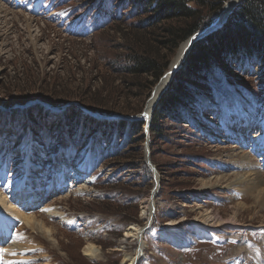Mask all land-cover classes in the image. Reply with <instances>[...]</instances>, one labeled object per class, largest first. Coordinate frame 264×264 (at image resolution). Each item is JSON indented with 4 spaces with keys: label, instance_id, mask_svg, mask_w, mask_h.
<instances>
[{
    "label": "rangeland",
    "instance_id": "374dc122",
    "mask_svg": "<svg viewBox=\"0 0 264 264\" xmlns=\"http://www.w3.org/2000/svg\"><path fill=\"white\" fill-rule=\"evenodd\" d=\"M140 9L135 0H0V191L26 180L39 202L26 213L52 231L16 220L0 238V264H131L140 243L128 231L149 222L157 183L137 264H264V207L236 182L248 175L245 158L264 174V66L217 58L144 138L104 125L132 121L118 116L139 115L163 78L147 95L124 72L133 27L153 17ZM28 137L29 156L20 149ZM88 243L97 257L85 254Z\"/></svg>",
    "mask_w": 264,
    "mask_h": 264
},
{
    "label": "trees",
    "instance_id": "16d2710c",
    "mask_svg": "<svg viewBox=\"0 0 264 264\" xmlns=\"http://www.w3.org/2000/svg\"><path fill=\"white\" fill-rule=\"evenodd\" d=\"M141 7L139 14L151 16L144 26L133 27V40L127 44L129 64L124 72L135 78L140 86L146 83V94L150 95L154 84L163 76L169 65V52L176 49L200 28L209 24L215 12L224 4V0H135ZM150 9V10H149ZM162 22L169 24L157 26ZM207 23V24H206ZM159 34L152 35L154 28ZM181 43V44H182ZM235 53L240 61L255 60L264 66V0H244L230 16L228 22L219 31L197 41L183 65L177 72L168 92L161 98L150 124L151 132L157 133L158 120L165 113H173L186 101L191 90L186 81L198 75L208 74L216 67L217 58L224 59ZM237 57V56H236ZM92 109L93 107H88ZM102 114H113L101 107ZM170 112V113H169ZM88 117V116H87ZM90 117V116H89ZM90 119L96 120L93 117ZM110 127H131L144 138L145 121H115L104 123Z\"/></svg>",
    "mask_w": 264,
    "mask_h": 264
},
{
    "label": "bare ground",
    "instance_id": "6f19581e",
    "mask_svg": "<svg viewBox=\"0 0 264 264\" xmlns=\"http://www.w3.org/2000/svg\"><path fill=\"white\" fill-rule=\"evenodd\" d=\"M238 1L239 0L229 1L230 6L226 9V11H220L216 15V18H214L213 20L218 21L219 19H221V20L225 19V17H227V15H229L230 10L235 6V4ZM190 45L191 44H190L189 39H187L186 41L183 42V44L181 45V47L178 51L177 57L173 61L171 68L169 70H171L175 66H178V65L180 66L181 65L180 63L183 64V60L185 59L187 53H189V50L191 49ZM172 74L174 77L175 74H174L173 70L168 72V74H165L164 76H162L163 78H161V80H160L161 82L157 85L158 86L157 89L155 90V92L152 95V97L150 98L146 108L144 109L145 115H146V117H148V118H146V123H148L149 117H150L151 113H153L154 107L156 106V103L159 99V96L161 95L163 90L166 89L169 82H171L170 80H171ZM262 144H264V142ZM30 147H31V140L28 137L27 140L23 143V145L20 146V149L22 150L23 154L26 153V151H27L28 153L26 155L29 156L30 151L28 149ZM242 161H243V165L246 167V168L245 167L244 168L247 170V172H248L247 174L249 175V177H248V175L239 176L236 179V182H238V184L241 185L242 187L246 188V190H247L246 193H248V195L256 198V202H257L256 207L263 209V207H264V187H263L264 186V174L261 172V170L257 169V167L252 163L251 159L249 160V159L245 158V160L243 159ZM157 184L155 185L153 192H154V190L156 191V188H158ZM4 185H5V189H6L5 192L7 194L0 191V238H3L5 235H7L8 229H10L12 231L14 229V227H16V226H14V222L16 220H22L24 223H26V225L28 227H31L32 229H38L40 231H43V232L47 233L48 236H50L52 234V231L50 228H47L42 221L37 219L35 214L29 215L28 213H26V212L30 211V209H31V206L28 205L29 200H32V199L34 200L32 202V206L39 204V202H35V200L37 199V198H35V195H33L32 197L27 195L26 190H27L28 186H27L26 180L25 181L22 180L21 182L17 181L16 183H9V182L7 183V181H6V183ZM153 192H152V200H153ZM16 194H18V195H16ZM35 194H36V192H35ZM248 195H246V196H248ZM16 200L20 201V203L22 201L25 203L24 204L21 203L19 205L20 207L14 206L11 201H16ZM152 200L149 199L148 204H147V209H148V211H150V213L147 215V219L149 222L152 221V215H153V211H154L153 210L154 208L152 207L153 206ZM50 213L53 216H58V217H59V214H61L58 211H55V209L54 210L51 209ZM212 217L217 218V216H212ZM60 218H62V217H60ZM128 234H130L131 236H134L140 243L139 250H137L133 256H131V257L129 256L130 259H128L132 262L131 264H135L136 261L138 260V258L141 259L143 257V255H145L144 254L145 248H146V242L144 240L145 239V233L143 231V227L132 226L131 228H129ZM84 251H85L86 255H88L92 258L97 257L100 254L99 248L92 243H88V245L85 247ZM5 263H7V260H5Z\"/></svg>",
    "mask_w": 264,
    "mask_h": 264
},
{
    "label": "water",
    "instance_id": "95a60500",
    "mask_svg": "<svg viewBox=\"0 0 264 264\" xmlns=\"http://www.w3.org/2000/svg\"><path fill=\"white\" fill-rule=\"evenodd\" d=\"M230 1H232V0H230ZM240 2H241V0H239L236 4H235V6L230 10V13H229V15H227V17L225 18V19H223V20H221V19H219L218 21H214V20H211V22H210V24L208 25V26H206V27H204L203 29H200L199 31H197L196 33H194L193 35H191L188 39H189V41H190V47H191V49L189 50V53H190V51L192 50V48H193V46H194V44L197 42V41H199V40H202V39H204V38H206L207 36H209V35H211L212 33H214V32H216V31H218L224 24H225V22H227V20H228V18L233 14V12L235 11V9H236V7L240 4ZM230 6V2L229 1H225L224 2V4H223V6H222V8H221V10H219L218 12H220V11H226V9L228 8ZM222 21V22H221ZM188 53V54H189ZM188 54L186 55V57H185V59L187 58V56H188ZM184 59V60H185ZM183 60V61H184ZM181 65H182V63H180ZM181 65L179 66H175V67H173L171 70H168L167 72H165L164 74H163V76L165 75V74H167L168 72H170V71H174V74H176L177 73V71L179 70V68L181 67ZM171 68V67H170ZM166 89H167V87H166ZM165 90V89H164ZM163 90V91H164ZM152 93H154V89H153V91H152ZM162 94H163V92L161 93V95L159 96V99L161 98V96H162ZM158 99V100H159ZM158 102V101H157ZM85 110H87L88 112H90V110H88L86 107H83ZM154 111V110H153ZM90 114H91V112H90ZM92 115V114H91ZM152 117H153V113H151V115H150V117H149V121H148V123H146V125H145V132L148 134L149 133V130H150V124H151V120H152ZM118 118H123V119H130V120H132V121H134V120H137V121H145L146 122V118H148V117H146V115H145V111L143 110L139 115H137V116H135V117H129V116H118ZM146 149H147V153H146V159H147V163H148V165L150 166V168L153 170V172L155 173V175L157 174V168H156V165L153 163V160H152V158H151V155H150V151H149V145H148V142L146 143ZM157 180V179H156ZM156 190H157V188H156ZM155 193H156V191L154 190V192H153V198H154V196H155ZM152 203H153V210L155 211V205H154V202L152 201ZM153 211V212H154ZM152 219H153V217H152ZM152 223H153V221H150V222H148L147 223V225L145 226V227H143V231H144V233L150 228V226L152 225ZM138 263V260L136 261V263L135 264H137Z\"/></svg>",
    "mask_w": 264,
    "mask_h": 264
},
{
    "label": "snow or ice",
    "instance_id": "6c2138e0",
    "mask_svg": "<svg viewBox=\"0 0 264 264\" xmlns=\"http://www.w3.org/2000/svg\"><path fill=\"white\" fill-rule=\"evenodd\" d=\"M45 211H48L47 209H45Z\"/></svg>",
    "mask_w": 264,
    "mask_h": 264
}]
</instances>
